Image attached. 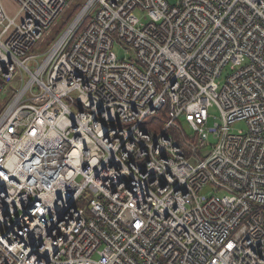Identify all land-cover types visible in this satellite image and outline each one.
Instances as JSON below:
<instances>
[{"label": "built area", "instance_id": "obj_1", "mask_svg": "<svg viewBox=\"0 0 264 264\" xmlns=\"http://www.w3.org/2000/svg\"><path fill=\"white\" fill-rule=\"evenodd\" d=\"M10 1L0 264H264V0Z\"/></svg>", "mask_w": 264, "mask_h": 264}, {"label": "rangeland", "instance_id": "obj_2", "mask_svg": "<svg viewBox=\"0 0 264 264\" xmlns=\"http://www.w3.org/2000/svg\"><path fill=\"white\" fill-rule=\"evenodd\" d=\"M2 1V6L4 8L5 13L9 18H12L16 14V8L15 5L12 4V1L10 0H1ZM80 0H70L67 3L65 11L55 20V22L52 24L50 29H48L44 35L41 41L38 42L36 46H34L29 54L33 53H43L48 47L60 37V35L64 32V30L68 27L69 23H71L74 19V17L65 25L63 28L62 24L66 22L68 18L69 11L72 9V7ZM84 1V4L86 0H81ZM83 4V5H84ZM135 16L139 19L141 23H146L148 21L147 16L144 14V12L136 9L134 11ZM113 52L117 56L118 59L123 60V59H129V53H126L125 48H123L120 44L115 43L113 47ZM223 79H221L222 81ZM4 98V96L0 97V101ZM213 114H217V111L215 109L212 110ZM179 126L183 130V132L187 136H192L194 135V131L186 124L184 120H179L178 121ZM209 124H211V120L209 121ZM232 133H237L239 130L244 131L246 129V124L245 121H237L236 123L233 124L231 128ZM208 190V189H207ZM205 190V191H207Z\"/></svg>", "mask_w": 264, "mask_h": 264}, {"label": "trees", "instance_id": "obj_3", "mask_svg": "<svg viewBox=\"0 0 264 264\" xmlns=\"http://www.w3.org/2000/svg\"><path fill=\"white\" fill-rule=\"evenodd\" d=\"M83 4H84V1L80 0L72 7V9L69 11L66 22L62 24L63 28L74 16L78 14ZM9 100H10V93H7L6 95H4V98L0 101V112L2 111L4 106L9 102ZM165 117H166V110H163L157 117L151 118L146 123V125L150 123L154 127L155 130H161L163 123L165 122ZM170 134L174 136V138L178 140V142L181 145H183L186 142L185 138L180 136V134L177 131L170 130Z\"/></svg>", "mask_w": 264, "mask_h": 264}]
</instances>
